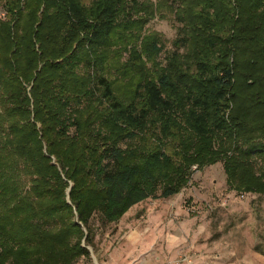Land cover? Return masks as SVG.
I'll use <instances>...</instances> for the list:
<instances>
[{"label": "trees", "instance_id": "trees-1", "mask_svg": "<svg viewBox=\"0 0 264 264\" xmlns=\"http://www.w3.org/2000/svg\"><path fill=\"white\" fill-rule=\"evenodd\" d=\"M163 3L182 34L165 64L142 34L152 1L0 0V264L89 259L130 207L220 160L264 194V0ZM115 35L139 77L126 99L108 76Z\"/></svg>", "mask_w": 264, "mask_h": 264}, {"label": "rangeland", "instance_id": "rangeland-1", "mask_svg": "<svg viewBox=\"0 0 264 264\" xmlns=\"http://www.w3.org/2000/svg\"><path fill=\"white\" fill-rule=\"evenodd\" d=\"M143 1L158 5L142 34L159 35L162 50L157 58L165 64L175 49L173 40L182 37L179 24L164 0ZM113 39L107 49L114 57L108 76L115 92L126 99L139 77L128 68L127 52L122 51L127 44L118 41L117 35ZM141 39L140 34L137 50ZM178 53L176 64L186 66L197 47L190 43ZM259 158L256 154L251 159L257 173ZM22 181L28 182V177ZM95 239L97 255L90 250L91 258L81 257L74 264H264V194L242 192L230 185L220 160L194 170L179 193L133 205Z\"/></svg>", "mask_w": 264, "mask_h": 264}, {"label": "water", "instance_id": "water-1", "mask_svg": "<svg viewBox=\"0 0 264 264\" xmlns=\"http://www.w3.org/2000/svg\"><path fill=\"white\" fill-rule=\"evenodd\" d=\"M90 249V248H89ZM91 250V249H90Z\"/></svg>", "mask_w": 264, "mask_h": 264}]
</instances>
